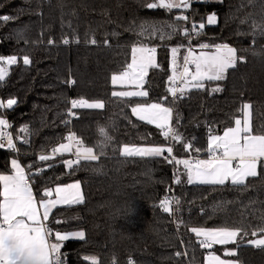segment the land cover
Returning <instances> with one entry per match:
<instances>
[{
    "label": "trees",
    "instance_id": "trees-1",
    "mask_svg": "<svg viewBox=\"0 0 264 264\" xmlns=\"http://www.w3.org/2000/svg\"><path fill=\"white\" fill-rule=\"evenodd\" d=\"M150 2L155 0H0V16L13 18L0 22V55L18 57V64L11 66L6 80L0 82V100L15 98L18 103L14 109H0V114L11 119L23 154L0 150V175L12 173L13 158L26 167L27 173L44 168L34 182L29 176L38 198L45 188L81 183L84 203L57 207L47 223L52 233L50 243L58 242L57 231L85 232L83 241L62 242L65 264H92V257L98 264H206L209 250L199 246L190 228L219 226L245 228L249 235L238 248L216 245L211 251L225 257L226 249H235L236 257L225 258L238 259L239 264H264V250L247 243L259 238L251 231L264 226V171L259 169L261 175L249 178L246 189L230 184L188 185L183 175L177 185L175 174L183 172L182 166L162 158L121 154L125 145L172 146L176 157H208L209 134L218 135L235 126V119L243 117L240 109L244 103L253 105L254 133L264 132V0L196 2L189 9L171 13L147 9ZM213 12L218 23L208 25L207 16ZM180 14L188 15L189 21H175ZM152 23H176L189 30L193 23H204V34L191 37L193 47L199 48L200 43L228 44L244 60H238L224 81L206 82L204 90L193 89L173 103L167 91L170 50L183 45V56L189 38L182 32L164 40L159 35H138L139 25ZM65 38L69 45L62 43ZM93 38L95 45L89 42ZM136 43L157 48L159 67L149 70L145 84L149 96L112 97L113 91L127 88L112 85L111 75L131 62V47ZM24 55L31 59L30 65H23ZM70 79H75L76 85L65 83ZM216 86L223 90L212 92ZM81 98L103 100L105 107L73 109L79 118L69 117L70 101ZM139 102L173 107L172 126L184 140H166L155 125L133 116L131 107ZM25 126L27 134L20 131ZM100 129L111 137L103 149ZM70 132L85 147H93L97 155L101 151L104 154L98 161L82 162L74 172L62 164L64 159H74L72 154L54 161L38 160L40 154H49L53 147L65 143ZM184 142H192L200 153L185 151ZM47 164L53 167L47 168ZM165 197L180 199L179 205L173 203L171 214L160 207Z\"/></svg>",
    "mask_w": 264,
    "mask_h": 264
},
{
    "label": "snow or ice",
    "instance_id": "snow-or-ice-1",
    "mask_svg": "<svg viewBox=\"0 0 264 264\" xmlns=\"http://www.w3.org/2000/svg\"><path fill=\"white\" fill-rule=\"evenodd\" d=\"M192 0H155L147 3V9H162L171 13L174 9L186 10L191 8ZM13 18L8 15L0 16V22H8ZM175 21H189V16L180 14L174 17ZM218 18L216 13L207 16L208 25H216ZM165 29H168L166 31ZM205 24H191V29L183 28L176 23L166 25L141 24L139 25V36L156 37L159 39H171L174 35L182 32L184 37L189 38V46L185 54L180 58V50L183 45L171 48V75L168 77L169 88L167 89L173 98V103L193 89L204 90L206 82H220L227 78L229 70L236 69L238 60L243 61L244 57L237 55V49L228 44H209L200 43L199 51L191 46V37H199L204 34ZM264 34V29L261 30ZM77 43L79 40L76 41ZM91 44H97L96 39L89 41ZM49 43H55L49 40ZM64 45H69L70 40H62ZM107 43V41H105ZM23 65L32 63L29 56L22 58ZM18 64L16 55H0V82H4L9 75V68ZM157 48L149 47L143 43H136L131 47V62L126 65L124 70L111 75V84L129 87L134 90L113 91L112 97L120 98H146L149 92L144 90L147 83V77L150 69H156ZM65 83L76 85L75 79H70ZM223 89L220 86L212 87V92H220ZM164 100L168 96L163 97ZM18 103L17 99L0 100V109H14ZM68 116L79 118L73 109H103L105 103L103 100L90 101L88 99H72L70 101ZM252 108L251 103H244L240 111L243 113V119L236 118L234 127H227L222 135L209 134L207 142V156L203 159L190 157L187 159H178L172 155V146H127L122 149L124 157L140 158H162L168 164L182 166L183 172L175 174V183L181 184V176L186 177L188 185H212L225 186L231 185L246 189L249 178H256L264 171V132L253 131L252 126ZM131 113L139 121L148 125H155L160 129L163 137L169 141L181 142L184 140L182 135L172 126L173 107L165 106L158 102H139L131 107ZM70 121H65L68 124ZM12 127L9 120L0 114V150L5 148L17 153V145L14 142L13 135L5 131ZM21 133H29L27 126L20 129ZM100 134L104 141L100 147L107 146V141L111 137L107 135L104 129H100ZM195 139V138H193ZM66 143H60L53 147L49 154H40L38 160L41 162L54 161L58 156L65 154L74 155V159H64L62 164L67 171H76L82 162H94L103 155L94 152L93 147H85L74 132L66 136ZM24 143H28L24 139ZM185 151H194L200 153L201 149L192 142H184ZM167 153L168 155H165ZM29 168L32 165L28 166ZM53 164H47V168H52ZM12 174L0 175V264H64L61 248L62 242L69 239H85L84 231H75L62 234L57 231L55 238L57 243H50L51 229L45 221H48L53 209L58 206H73L84 203V195L80 182L58 185L55 188H45L42 197L37 204V199L33 194L32 185L28 183L29 176L34 178L45 171L44 168L37 169L36 173H27L21 166L18 159L13 158L10 161ZM53 195L55 198L53 199ZM46 198V199H45ZM173 203L180 204L178 197H165L160 202V207L165 213L173 212ZM42 209V211H41ZM178 211V209H177ZM183 223V221H180ZM179 226V225H178ZM190 232L194 234L199 246L209 250L205 259L206 264H239L238 259H222L214 251V246L235 245L237 248L243 242L244 237L249 235L245 228L241 227H191ZM257 239L248 240L247 243L257 249L264 250V226L251 231ZM239 238V239H238ZM181 252H176V256H181ZM187 254L186 252L184 253ZM226 257H236L235 249H226ZM89 259V258H85ZM92 264H98L95 257L91 258Z\"/></svg>",
    "mask_w": 264,
    "mask_h": 264
},
{
    "label": "built area",
    "instance_id": "built-area-1",
    "mask_svg": "<svg viewBox=\"0 0 264 264\" xmlns=\"http://www.w3.org/2000/svg\"><path fill=\"white\" fill-rule=\"evenodd\" d=\"M191 46L193 47V45L191 44ZM9 71H10V68H9ZM4 111H6L7 109H3ZM6 119L9 120L10 124L12 125V127L8 128V129H5V131H9L12 133L13 135V139H14V142L16 143L17 145V149L19 150L16 154L17 155H20V156H23L21 150H20V147H19V142H20V139H18V137L16 136V133H15V130H14V126H13V123L11 121V119L9 117H6ZM66 141V140H65ZM67 142V141H66ZM165 155H168L167 153ZM173 156H175L173 153H172ZM176 157V156H175ZM178 159H186L184 157H176ZM29 183L32 184V180L28 179ZM46 226L48 227V225L46 224ZM49 228V227H48ZM49 240H51V238L49 237ZM66 262H64L65 264Z\"/></svg>",
    "mask_w": 264,
    "mask_h": 264
},
{
    "label": "crops",
    "instance_id": "crops-1",
    "mask_svg": "<svg viewBox=\"0 0 264 264\" xmlns=\"http://www.w3.org/2000/svg\"><path fill=\"white\" fill-rule=\"evenodd\" d=\"M213 2V3H220V2H222V0H192V4L193 3H196V2ZM196 48V47H195ZM196 50L197 51H199V48H196ZM7 78V77H6ZM193 157H195V156H193ZM202 158V157H201ZM206 158H208V157H204L203 159H206ZM21 166L22 167H24L22 164H21ZM25 168V172H26V174H27V169H26V167H24ZM259 170V169H258ZM12 174V173H11ZM7 175H10V174H7ZM29 183V182H28ZM74 183V182H73ZM32 189H33V194H34V196L36 197V199H37V204L39 205V200H40V198H38L37 196H36V194H35V191H34V188L32 187ZM81 189H82V186H81ZM82 193H83V190H82ZM53 199L55 198V196L53 195V197H52ZM46 199V198H45ZM58 207H61V206H58ZM54 210L55 209H53V211H52V213L50 214V216H49V219H50V217H51V215L53 214V212H54ZM41 211H42V209H41ZM48 219V220H49ZM45 224H47L48 223V221H45L44 222ZM218 255V254H217ZM226 257V256H225ZM225 257H221L222 259H231V258H225Z\"/></svg>",
    "mask_w": 264,
    "mask_h": 264
},
{
    "label": "rangeland",
    "instance_id": "rangeland-1",
    "mask_svg": "<svg viewBox=\"0 0 264 264\" xmlns=\"http://www.w3.org/2000/svg\"><path fill=\"white\" fill-rule=\"evenodd\" d=\"M182 52H181V50H180V58H181V62H182ZM147 79V78H146ZM117 86H120V85H117ZM120 87H123V86H120ZM126 90H134V89H132V88H129V87H127V88H119L118 89V91H126ZM144 90H146L145 88H144ZM147 91V90H146ZM165 106H167V105H165ZM240 119H243V117H241ZM234 127V126H233ZM223 133H221V134H218V135H222ZM66 143V142H65ZM191 157H193V156H191ZM188 158H190V157H188ZM194 158V157H193ZM199 158H201V157H199ZM187 159V158H186ZM62 234H64L63 232H61ZM66 233V232H65Z\"/></svg>",
    "mask_w": 264,
    "mask_h": 264
}]
</instances>
